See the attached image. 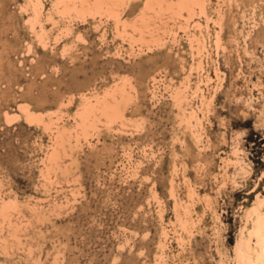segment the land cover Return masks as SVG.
Wrapping results in <instances>:
<instances>
[{
  "label": "rangeland",
  "instance_id": "1",
  "mask_svg": "<svg viewBox=\"0 0 264 264\" xmlns=\"http://www.w3.org/2000/svg\"><path fill=\"white\" fill-rule=\"evenodd\" d=\"M207 5L0 0V264H264V0Z\"/></svg>",
  "mask_w": 264,
  "mask_h": 264
},
{
  "label": "bare ground",
  "instance_id": "2",
  "mask_svg": "<svg viewBox=\"0 0 264 264\" xmlns=\"http://www.w3.org/2000/svg\"><path fill=\"white\" fill-rule=\"evenodd\" d=\"M191 1H193L194 3H196L198 5H203L204 4L207 7L208 6L207 4H208V2L210 0H191ZM111 115H112L113 118H116L117 116L120 115V111L119 112L113 111ZM261 228H264V215L259 214L258 220L256 221V225H255V228H254V234L257 235L258 238L264 243V235L261 234V232H260ZM240 256L242 258H245V255L242 254V253H240ZM247 262H248V264H255V262H254V260L252 258V255L247 257Z\"/></svg>",
  "mask_w": 264,
  "mask_h": 264
}]
</instances>
